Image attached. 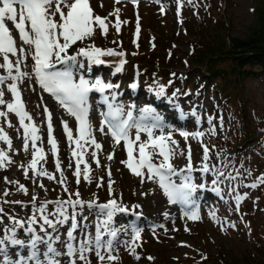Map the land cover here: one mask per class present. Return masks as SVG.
I'll list each match as a JSON object with an SVG mask.
<instances>
[{"label":"rangeland","instance_id":"obj_1","mask_svg":"<svg viewBox=\"0 0 264 264\" xmlns=\"http://www.w3.org/2000/svg\"><path fill=\"white\" fill-rule=\"evenodd\" d=\"M101 4L103 6H101ZM90 6L92 7L94 14L100 15L102 18L107 17L108 21H111V23L108 26V34L106 37L101 35L100 31L97 30L94 38L91 40H85L84 44L94 43L96 47L102 49L111 48L117 53L123 52L125 55L122 59L128 61L129 73L124 74L122 70L119 73L116 72V68L122 67L125 63L121 66L120 61H117V58H114V56H107L112 62H105L102 65H90L87 60L80 57L79 59L83 60L84 67H78L77 69L74 68V77L77 80L81 77L86 79L89 74L88 72H91L94 73L95 76L90 80L86 79L90 82H94L95 79L100 78L106 83L110 82L114 85H118V87L113 88L112 90H107L105 96H109L110 102H112L111 94H117L116 100L113 103L115 105H123L124 115H122L121 118L124 116V119H126V112L129 110L133 111V109H130V106L137 104L139 107L135 105L137 107L135 110L137 111L138 117L136 121H140L141 116L144 115L141 113V109L144 107H150L153 111L145 115L142 122L146 125H152L155 122V118L159 117L161 123L164 124L165 132H172L173 138L178 141L180 148L182 147L181 149L186 151L188 145L191 146V150L193 148L194 151L192 150V158L193 161L195 160L193 162L195 167H199L201 163L200 160L203 151L202 144L207 145L210 148V163H218V160L216 159V154L218 153L226 156L233 154L236 149L233 144H230L231 142L234 143L235 134L239 133L237 129H234V124H236L238 120L243 121L245 119L248 124L251 121V118L249 117L251 110L255 108L260 110L264 109V73L259 78L243 80L242 96L244 97V107L247 111L246 116L241 115L243 109L238 105H236V111H232L230 108L224 106V104L221 107L216 106L218 104L215 105L214 103L218 98L214 95L213 90L208 89L207 91H201L200 95L196 94L201 90L200 84L202 81H198L197 76H200V71L202 72V69L200 67H197V69H191L186 65V61L189 59L191 51L190 45L196 40V36L193 33H191V35L186 33L183 24L187 23V21L192 22L196 20L198 16L208 17L207 13L210 12L215 17L219 16L220 19L224 18L225 21L229 19L230 24H232V28L228 30L229 35L231 34L233 37L246 38V30L250 28V25L254 22V15L251 12L252 7L254 6L253 0H121L120 3H116L115 0H90ZM116 9H119V20L121 21L119 33H117L115 27L112 26L115 24L117 17L110 15ZM137 24H139L138 33ZM13 34H15L14 31ZM113 41H115V43H113ZM84 44H79V46L82 47ZM69 52L71 53L72 50L70 49ZM147 55L155 58H153L154 61L151 62L152 64L149 66L147 65L149 70L146 71V75L138 74V71L136 72L131 69L130 65L133 62L131 59L137 56L138 58L140 57L139 59L142 61H145ZM107 57H102V59L106 61L105 58L107 59ZM118 58L121 57L119 56ZM32 64L33 62L29 57L26 66L21 65V70L25 72L31 71ZM226 65H223V67H228ZM151 67H153V69ZM163 68L170 71L169 78L167 77L164 79L160 74L159 70L162 71ZM99 75H101V77ZM188 78H192V82L194 81L192 85L194 84L196 89V95H193L191 98L187 94H184L183 96L180 95L181 92H183L182 88H185L186 84H188ZM202 80H206V78L203 79L202 77ZM120 81L124 84L126 82V85L121 86ZM23 82L25 81L16 82L21 91V98L26 105H28V101L35 102V106L39 110V113L34 115V117H36L35 126L38 128L37 135L40 136V140L36 142V147L43 149L46 159L41 163L38 162L37 167L39 169L44 168L48 173L56 176L57 180L60 177V174L55 168L56 156H53L52 149H50V144L48 143V132L46 127L47 116L43 111L44 108L47 107L52 116L51 123L54 130L53 135H55L54 137L56 139H54L58 145V154L60 155L58 156V159L61 168L64 169L68 165L73 168L71 174L68 171L66 174V185L69 188V191L75 192L80 188L82 189L80 193L83 200H94L97 203H106L108 200L114 199L113 196L117 197L119 199L118 203H122L128 209V212L121 215L118 213L114 217V222L127 220L130 222L127 224L129 229H132L133 226H140L138 228L142 229L141 238L136 242L139 245V247L136 248V253L141 259L136 260L123 245L120 248H117L119 251L116 249V252L114 253H118L119 255V260L114 262V264H220V262L223 263V256L228 261L235 264H245V259H252V246L248 243L247 233H245L244 230L245 226H247L245 219H248L249 223L255 224L254 228H256L259 233L264 234V184H257V187L254 188L246 187V185L257 183V179L260 177L259 175L257 176L256 174H253L252 170L247 166V159L250 158L249 154L251 153V149L241 148L240 150L242 154L238 155V157L234 156L233 158L237 161H235L236 163H234V161L232 162L235 164L234 167L240 169L242 173L241 178L236 182L237 187L235 192H230L227 182H225L219 185L221 192L218 194L213 190L214 185L212 184V179H214V177L212 174H203L199 172L200 174L198 176H191V182L194 184L203 183L206 187L197 188V191L192 192L189 197L190 203H184V206L179 207H177V205L173 206L172 211L167 214V218L164 217L162 219L159 215L163 211L164 206L162 204V208L159 207L161 213H154L153 208L148 211V207H146V202L149 203V200L151 199L150 189L147 185H149L151 189H154L155 191L157 190L156 193L158 196L160 194L161 199H166L165 195L162 193L163 189L158 185V177L155 179L153 178L149 182L148 179L145 180L147 183L145 186L148 188V198H146L147 201L146 199L143 200L140 197V193L144 190L138 186L141 179L134 175L127 168L126 164L123 163V161L127 160V152L124 142L122 141L118 145L114 144V139L111 133L108 132L110 131V126L102 115V113H106L107 110L109 111L107 104H97L96 100L93 104L88 103V120L91 124L92 136L101 144L102 150H96L94 145H91L90 143L83 144L86 151L84 152L85 156L83 155V164L81 162L80 167L83 173L84 161L89 164L90 170L88 174H90L92 182L85 183L86 181L84 182L82 174L80 177L81 182L78 186L76 183V177L73 174L76 166V158L71 156V152H73V150H79L75 143L71 142L70 144L67 137L63 134V130L59 127V123H68L70 129L75 133L78 129V122L73 117L66 116L62 112L63 110L60 106L57 105L56 101L54 102L51 100L46 96L45 91H41L35 86L33 76L31 80L28 81L29 83ZM139 82L146 84V88H148L147 90L149 92L146 93L140 89L138 86ZM214 82L215 81L212 83ZM133 84L136 85L135 88L131 86ZM158 86H163L165 88V94H169V97L165 100L162 99L161 96L152 93L153 91L155 92L156 87ZM170 87H172V90L169 89ZM150 89H152V92ZM132 90L139 92V95L134 97L135 103H133L134 99L129 95L131 94L133 96L134 93L130 92ZM173 93H175V95H173ZM7 95L4 98L5 101L13 102L12 95ZM32 97H34L35 100H33ZM0 111H4V109L0 108ZM234 113L237 115V120H235L233 116ZM11 117L12 115H8L7 119ZM209 117L212 118L211 125L208 123ZM102 121H105L103 125L104 131L100 132V123ZM98 124L100 126H98ZM250 126L251 125L248 124V127L252 129ZM213 127L215 128V135H212L209 131L210 128ZM135 131V128H133L130 132V137L135 136ZM181 131H189L188 133L190 134L202 132L204 135L199 138L200 142H198L197 139H193L191 135L186 142L184 138L179 135ZM16 132V135L23 134L20 129ZM157 132L156 134L158 135L159 130H157ZM75 137L78 139V132L75 133ZM145 137L147 140V135L141 133L142 141H146ZM16 140L14 147L19 145L16 148H22L21 150H24V139ZM28 142L29 147L27 152L32 153L33 149L31 147L32 144L30 137ZM2 144L4 146L5 142ZM212 145H214V147ZM42 146H44V148ZM89 151L90 153H88ZM93 151L97 152V159L100 162L99 166L96 165L95 160L91 156ZM134 153L137 154L136 152ZM109 155L113 156L111 160L108 159ZM258 158L264 163L263 154L260 153ZM29 159L26 158L24 160L30 164L32 157ZM160 159L159 156L153 157V161L156 160L155 163L157 164H159ZM183 160L185 161L186 159L183 156L178 155L174 158L173 164L183 165ZM94 163L95 165H93ZM241 164H243V168H241ZM245 169L251 171V176L245 174ZM228 170L233 171L234 169L230 167ZM109 171L111 172L110 180L112 182L111 194L109 193V190H107L110 182L108 176ZM101 177L103 178L102 181L100 180ZM44 178L46 182L49 181L53 183V187L55 186L54 191L42 190L41 196L44 200H46L45 198H50L51 200H56L57 198L67 199L68 194L63 191V187L57 183L56 180H47L46 177ZM98 181L100 182V186H98ZM82 182L85 184L83 185ZM180 182L178 183L179 186L182 184V182ZM23 184L24 183L22 182L20 185ZM14 188L17 190L19 185L17 187H9L10 190H13ZM203 193H206V195ZM237 196L243 197L238 203L236 200ZM74 198L75 197H73V199ZM141 203L144 204L142 205ZM137 205L139 207H137ZM52 208H54V206ZM49 210L52 209L49 207ZM96 211L97 210L95 209H87V207L83 210L82 215H88L87 217L89 221H87V224L90 226L95 225L96 217L94 220L90 218L89 214L93 212L94 215H96ZM193 211L198 212L199 219L188 218ZM213 213L215 218H213ZM163 214L166 213L164 212ZM152 216L153 218L155 216V218L159 220L152 219ZM148 218L153 220L152 223L154 224L153 228H155V232L143 226ZM78 219H82V217H78ZM159 225H163V227H159ZM66 226L67 224L63 226L58 225L57 231L53 233V235L57 234L59 236V239L54 240L52 245L56 246V248L59 249V252L62 250V255L60 259H58L60 264H68L69 260V257L66 255V247L69 241L68 239L65 241L64 236H66L67 232L70 230V225L67 230L65 229ZM165 229L168 230L166 231ZM37 231L39 232L38 228ZM48 231L52 233V229H49ZM80 233L81 231L75 232L76 235H79ZM131 234H128V237H124V239L131 240ZM109 238L110 237L107 239ZM83 240V236L79 238L81 243ZM63 245L64 249H61ZM122 247L125 249H121ZM132 256L134 257L133 259L131 258ZM147 257H152L153 259L148 260ZM90 259L92 264H98L96 256H94L93 259ZM77 264L80 263L77 262Z\"/></svg>","mask_w":264,"mask_h":264},{"label":"snow or ice","instance_id":"obj_2","mask_svg":"<svg viewBox=\"0 0 264 264\" xmlns=\"http://www.w3.org/2000/svg\"><path fill=\"white\" fill-rule=\"evenodd\" d=\"M115 2L120 3L121 0H115ZM101 6L103 5L101 4ZM110 15L117 17L115 24L112 26L119 33L121 27L119 9H116ZM110 23L111 21H108L107 17L102 18L100 15L94 14L90 6V0H0V57H2L0 69H4L7 72V76H0V85H4L7 81H12V83L7 84V91L13 97V102L5 101V92L0 90V106L6 108V111H0V117H4L7 120L8 114L14 113L19 118V125L24 133L23 147L25 151L28 150V140L29 137L31 138L34 151L31 153L32 159L28 167L31 169L33 176L56 180L63 187V191L68 194L67 199L42 200L39 205L36 203L39 197L33 195L30 202L33 211L26 219L5 213L4 209L0 207V224H4L5 216H7L9 221L8 224L4 225L3 229H0V258H2L0 264H30V262H33V264H45L39 259L37 254L38 245L40 244H44L47 247V252L45 253L46 264H60L58 260L48 258V254L53 256L60 255L52 246L53 241L59 239V236L53 235V233L57 231L58 225L63 226L69 222H71L70 230L67 232L69 240L75 239L73 233L78 228L85 234V239L78 248L71 243L67 244L66 255L69 257L68 264H77L78 261L82 262V264H92L88 256L92 251L95 252L98 264H114V262L119 260V255L118 253L114 254L116 250L113 247V241L118 238L120 231H127L123 228L112 227L114 217L118 213L124 214L128 212V209L122 203H118L117 199H110L106 203H97L94 200H83L78 190L75 192L69 191L66 185L67 178L64 176L57 156L58 145L53 138L52 116L47 107L43 111L47 116L48 143L51 145L53 156H57L55 168L60 177L57 180L56 176L48 173L43 168L37 170L38 161H43L46 157L43 149L36 147V142L40 140V136L37 135L38 128L34 123H25L26 120L31 122L33 118L25 110L21 91L16 83L31 79L33 73L40 88L55 97L78 122V139H75V141L72 129L69 128L67 123L63 124V130L68 141L70 144L74 141L77 149H79V151L73 150L72 152V156L76 158L73 174L76 177L77 185L81 182L80 177L82 174L84 181L92 182V178L88 174L90 169L87 162H84L83 173L80 167L86 151L83 144L90 143L94 145L96 150L102 148L101 144L92 136L91 124L88 120V97L89 93L95 90L101 93L102 103L107 104L109 108V111L102 113V115L110 126L111 135L115 142L117 144L121 141L124 142L127 160L123 161V163L134 175L144 177L146 170L148 179L158 177L161 187L165 189L170 200L175 202L179 198L181 202L186 204L190 203L189 197L192 192L205 186L203 183L194 184L191 182V173L194 170L203 174L211 173L214 177L212 179L213 190L218 194L221 192L219 185L225 182H227L230 192H235L236 190V182L241 178L242 173L240 169H236L231 163V158L218 153L216 154L218 163H210V148L202 144L201 163L199 168H196L193 164L191 146L188 145L186 151L181 149L178 141L173 138L172 132H165L159 117L155 118V122L152 125H146L142 122L145 115L153 111L150 107L141 109V113L144 115L141 116L140 121L134 119L132 110L126 113V119H120L124 115L123 105H114L110 102L109 96L103 95L105 91L112 90L118 85L110 82L106 83L100 78L90 82L82 77L78 80L74 77L73 69L84 67L83 60H80V57L87 60L90 65H102L105 63L102 57L118 55L122 58L125 55L123 52L117 53L111 48L102 49L96 47L94 43L84 44L85 40L94 38L97 30L106 37ZM13 31L18 32L20 44L14 39ZM138 32L139 24H137ZM79 44H84V46L81 47ZM70 49L72 50L71 53L69 52ZM10 56H15L17 59L13 61ZM29 57L33 62L32 69L28 72L22 71L21 65L24 64L26 66ZM124 63L125 61L121 59L120 65L122 66ZM58 65L62 67L58 68ZM121 70L122 67L116 68L117 73ZM131 86L133 88L136 87L135 84ZM155 92L157 96H162L165 93V88L158 86ZM116 95V93L111 94V101L114 102L116 100ZM134 108L135 105L130 106V109ZM105 121L101 122L99 129L101 132L104 131L103 125ZM208 123L209 125L212 124L211 117H209ZM8 126H12L10 122ZM133 128L136 130L135 136L130 137V130ZM157 130H159L158 135L156 134ZM209 131L212 135H215L214 127L210 128ZM141 133L147 135L146 141L141 140ZM179 135L186 142L190 135L193 139H197L200 142L199 138L204 133L196 132L190 134L186 131H181ZM0 140H3L8 145L9 150H11L12 142L3 128H0ZM134 152L137 153L135 156ZM177 155L183 156L187 161L185 167L179 169V171L173 164V160ZM91 156L99 166L100 162L97 159V152L93 151ZM154 156L161 158L159 164L153 161ZM112 158V155L108 156L109 160ZM5 160H8L7 152L0 151V167H3ZM230 167L234 170L229 171ZM241 168H243V164H241ZM244 172L251 176L250 170L245 169ZM24 174L26 178H29L27 170H25ZM179 174H184V183L177 187L170 182V178ZM108 176L110 180V171ZM100 180L102 181L103 178L101 177ZM10 183L18 182L11 181ZM33 183L47 191L45 186L37 180H34ZM257 184H264V176H260L257 179V183L246 185V187L254 188L257 187ZM98 186H100L99 181ZM19 188L27 194L25 186L19 185ZM108 190L111 193V180L108 184ZM4 195L7 196L9 193L5 192ZM241 199L243 197L237 196V203ZM3 203L22 204L21 201H3ZM49 205H53L54 210H49ZM85 207L90 210H97L94 238L87 233L88 217L82 215ZM137 207L139 206L137 205ZM78 217H82V219H78ZM165 217L167 218V214H165ZM188 218L199 219L198 212L193 211ZM213 218H215L214 213ZM159 227H163V225H159ZM18 229H23L28 234L26 239L19 238ZM49 229H52V233L48 231ZM153 232H155V228H153ZM40 233H43V235ZM131 233V240H125L123 244L136 260H140L141 257L136 253V248L139 247L136 242L141 238L142 229L133 226ZM105 235L110 238L104 240ZM9 245L19 249L27 248L29 254L24 256L17 253L18 258L13 261L9 258V252L7 251ZM147 259L152 260L153 258L147 257Z\"/></svg>","mask_w":264,"mask_h":264},{"label":"trees","instance_id":"obj_3","mask_svg":"<svg viewBox=\"0 0 264 264\" xmlns=\"http://www.w3.org/2000/svg\"><path fill=\"white\" fill-rule=\"evenodd\" d=\"M253 2L251 12L254 15V22L246 30V38L229 35L228 30L232 28L229 19L225 21L224 18L215 17L210 12L207 13L208 17L198 16L196 20L183 24L186 33L189 35L193 33L196 36V40L190 45L187 67L202 69L201 78L200 76L197 78L202 81V86L206 90L214 91V95L218 98L215 105L218 104L217 106L221 107L224 104L232 111H236V105H238L243 109L241 112L243 116H246L247 112L242 96L243 80L259 78L264 73V0H253ZM115 57L119 56L115 55ZM137 58L136 56L131 59L133 66L146 72L155 57L147 55L145 61L139 59L140 57ZM159 72L164 79L170 74V71L164 68ZM202 77L206 80H202ZM213 81L215 82L212 83ZM192 83L194 81L192 82L190 78L185 87L190 93L195 92ZM233 116L237 120L235 113ZM249 117L251 121L248 124L252 129L248 127L246 119L238 120L234 124V129H237L239 133L235 134L234 143L231 142L230 145L233 144L236 151L232 156L227 157L231 158V163L233 161L236 163L237 161L233 158L242 154L241 148L251 149L247 166L253 174L259 173L264 176V163L258 158L260 153L264 156V109L251 110ZM245 220L247 226L244 230L247 233L248 243L252 246V259H245L244 262L245 264H264V234L254 228L255 224L249 223L248 219ZM222 261L223 263L220 262V264H235L224 256Z\"/></svg>","mask_w":264,"mask_h":264},{"label":"bare ground","instance_id":"obj_4","mask_svg":"<svg viewBox=\"0 0 264 264\" xmlns=\"http://www.w3.org/2000/svg\"><path fill=\"white\" fill-rule=\"evenodd\" d=\"M155 2V1H154ZM153 3V2H152ZM155 5V4H154ZM10 27H11V25H10ZM15 32V31H14ZM13 37H14V39H16L17 40V43L18 44H20L21 42L19 41V39H18V32H15V34H13ZM10 59L11 60H13V61H15L16 59H17V57H15V56H10ZM0 61H2V57H0ZM22 65H24V64H22ZM58 68H60V67H62V66H60V65H58L57 66ZM77 69V68H76ZM103 73H105V72H103ZM107 75V74H106ZM0 76H7V72L4 70V69H0ZM31 79H27V80H24L25 82H23V83H27L28 81H30ZM93 81V80H92ZM9 83H12V81H7L4 85H0V90H3L4 92H5V96H4V98L6 97V95L7 94H9V95H11V93H9L8 91H7V84H9ZM29 83V82H28ZM18 84V83H17ZM19 86H21V85H19ZM23 86V85H22ZM29 86V85H28ZM25 88V87H24ZM20 89V88H19ZM22 89V88H21ZM106 92V91H105ZM27 94V93H26ZM29 94V93H28ZM24 95V94H23ZM33 95V94H32ZM92 95H93V93L92 92H90L89 93V97H88V103H92L91 102V99H93L92 98ZM8 96V95H7ZM27 97V96H26ZM157 98V97H156ZM10 99H11V97H10ZM32 99L33 100H35L34 99V97H32ZM131 99V98H130ZM31 100V99H30ZM8 101H9V99H8ZM12 101V100H11ZM22 101H23V99H22ZM23 103H24V101H23ZM28 103V105H26L25 103H24V106H25V110L32 116V118H33V120L31 121V122H29V121H25V123H34L35 124V122H36V120H35V118L36 117H34V115L36 114V113H39V110L36 108V106H35V102H32V101H28L27 102ZM123 103V102H122ZM129 104V103H128ZM143 104V103H142ZM152 105H153V103H152ZM43 106V105H42ZM126 106V105H125ZM49 107H51V106H49ZM48 107V108H49ZM100 107V106H99ZM137 107H139L138 105H137ZM136 107V108H137ZM0 108L1 109H4V111H6V108L4 107V106H0ZM96 108V107H95ZM101 108V107H100ZM126 108V107H125ZM163 108V107H162ZM53 112V111H52ZM98 113V112H97ZM127 113V112H126ZM177 113V112H176ZM42 114V113H41ZM93 114H94V112H93ZM8 115H12V117L11 118H9V119H7V120H5V118L4 117H0V128H3V130L5 131V133L8 135V137H9V139L11 140V142H12V147H11V150H9V147H8V145L5 143L4 144V146H3V144L2 143H4V141L3 140H0V151H4V152H7V155H8V160H5L4 162H3V167H0V207H2L3 209H4V211H5V213H8V214H11V215H14V216H18L19 218H21V219H26L29 215H31L32 214V205H31V201H32V196L33 195H36V196H38L39 197V200L36 202L37 203V205H39V202L40 201H42V200H44V198H42V190L43 189H41V188H39V187H37L36 186V184H34L33 183V181L34 180H37L39 183H42L44 186H45V189H47V191H54V187H53V183H51V182H46V180H45V178L44 177H35V176H33L32 174V171H31V169L28 167L29 166V163H27V162H25V160L24 159H29L30 157H32V155H31V153H29V152H27V151H24V150H21L20 148H16V147H18V146H16V147H14V145L16 144V139H24V133H23V129L20 127V125H19V118L14 114V113H10V114H8ZM43 115V114H42ZM89 115H90V113H89ZM97 115V114H96ZM136 117H137V112H136ZM180 117V116H179ZM62 118V117H61ZM138 118V117H137ZM169 118V117H168ZM97 119V118H96ZM151 119V118H150ZM188 119V118H187ZM44 120V119H43ZM193 120V119H192ZM38 121V120H37ZM9 122L11 123V127H9L8 125H9ZM70 122V121H69ZM40 123V122H39ZM54 123H56V122H54ZM93 123V122H92ZM99 123V122H98ZM72 124V123H71ZM78 124V123H77ZM101 124V123H100ZM42 125V124H41ZM44 125V124H43ZM67 125H68V123H67ZM95 125H96V123H95ZM148 125V124H147ZM164 125V124H163ZM167 125V124H166ZM46 126V125H45ZM54 126H55V124H54ZM68 126H70V125H68ZM97 126V125H96ZM98 126H100L99 124H98ZM107 126H108V124H107ZM41 127V126H40ZM47 127V126H46ZM59 127L63 130V123H59ZM77 127V126H76ZM169 127H171V126H169ZM168 127V128H169ZM174 127V126H173ZM189 127V126H188ZM20 129L21 130V132L23 133V134H21V135H16L15 133H17L16 131L18 130V129ZM56 128V127H55ZM70 128V127H69ZM75 128V127H74ZM183 128V127H182ZM44 130V129H43ZM133 129H131L130 130V132L132 131ZM190 130V129H189ZM56 131H57V129H56ZM73 131V130H72ZM20 132V131H19ZM61 132V131H60ZM99 132V131H98ZM101 132V131H100ZM189 132V131H188ZM75 133H77V132H75ZM75 133L73 132V137H74V141H75V139H77V137H75ZM158 133V132H157ZM178 133V132H177ZM63 134L66 136V134L64 133V130H63ZM99 134V133H98ZM63 135V136H64ZM93 135V134H92ZM100 135V134H99ZM44 136H45V134H44ZM55 135H53V138H55L54 137ZM95 136V135H94ZM42 137V136H41ZM46 137V136H45ZM61 137V136H60ZM67 137V136H66ZM142 137H143V135H142ZM59 138V137H58ZM97 138V137H96ZM56 139V138H55ZM145 140H146V137H145ZM72 142V143H75V142ZM19 142V141H18ZM24 142V141H23ZM44 142H45V140H44ZM64 142V141H63ZM29 143V142H28ZM47 143V142H46ZM83 143V142H82ZM38 144V143H37ZM42 144V143H41ZM45 144V143H44ZM43 144V145H44ZM60 144V143H59ZM67 144V143H66ZM68 144H69V142H68ZM89 144V143H88ZM22 145V144H21ZM49 145V144H48ZM47 145V146H48ZM62 145V144H61ZM60 145V146H61ZM65 145V144H64ZM76 145V144H75ZM107 145H108V143H107ZM45 146V145H44ZM44 146H42L43 148H44ZM68 146V145H67ZM67 146H65V147H67ZM32 147V146H31ZM39 148V147H38ZM182 148V147H181ZM33 149V148H32ZM50 149H51V145H50ZM68 150H69V148H68ZM79 150V149H78ZM102 150V148L99 150V151H101ZM192 150H193V148H192ZM33 151H34V149H33ZM64 151V150H63ZM194 151V150H193ZM58 152H59V150H58ZM58 152H57V156H60L59 154H58ZM69 152V151H68ZM67 152V154L69 155V153ZM72 153V152H71ZM88 153H90V151L88 152ZM100 154V153H99ZM51 155V154H50ZM50 155H49V157H50ZM90 155V154H89ZM134 155H136L135 153H134ZM57 156H56V158L55 159H57ZM72 156V155H71ZM85 156V155H84ZM98 156V155H97ZM101 156V155H100ZM178 156V155H177ZM65 157V156H64ZM105 157V156H104ZM158 159V158H157ZM182 159V158H181ZM9 160L11 161L10 163H9ZM30 160V159H29ZM86 160V159H85ZM105 160V159H104ZM76 161V160H75ZM156 160H154V162H155ZM160 161V160H159ZM195 161V160H194ZM193 161V162H194ZM201 161V160H200ZM39 163H41L42 161H38ZM85 162V161H84ZM186 160L184 161L183 160V165H175L174 164V166L176 167V169H177V171H179V169H181V168H184L185 167V165H186ZM75 163V162H74ZM73 163V164H74ZM89 163V162H88ZM65 164V163H64ZM72 164V165H73ZM82 164H83V162H82ZM89 165V164H88ZM91 165V164H90ZM93 165H95V163L93 164ZM93 165H91V166H93ZM97 165V164H96ZM37 166H38V164H37ZM195 166V165H194ZM26 169L27 171H28V177L29 178H26L25 177V170L24 169ZM95 168V167H94ZM196 168H199V167H196ZM44 169V168H43ZM46 169V168H45ZM62 170H63V172H64V176L66 177V174H67V171L71 174V172H73V168L71 167V166H66L64 169L63 168H61ZM37 170H40L38 167H37ZM130 172V171H129ZM30 173H31V175H30ZM68 173V174H69ZM200 173H199V171H193L192 173H191V176H198ZM30 175V176H29ZM90 175V174H89ZM93 175V174H92ZM115 175V174H114ZM58 176V175H57ZM82 176V175H81ZM107 176V175H106ZM69 178V177H68ZM141 180H140V182L138 183V186H140V188L141 189H143L144 191H142L141 193H140V197L143 199V200H145L146 198H148V196H147V190H148V188L150 189L149 191H150V196H151V199L149 200V203H147L146 202V207H148V211H150V209L151 208H153V212L154 213H161L160 211H161V209L159 208V207H161V204L164 206L163 207V211H162V213L161 214H159L160 215V217L163 219L164 217H165V214H163L164 212L166 213V214H169L171 211H172V207L174 206V205H172L171 203H168V199H165V200H163V199H161L160 198V194H159V196L157 195V193H156V191L154 190V189H151V187L149 186V185H147V187L145 186L147 183L145 182V180H147L148 178H147V173L145 172V176L144 177H139ZM156 177H154V179H155ZM47 179V178H46ZM48 180V179H47ZM84 180V179H83ZM152 179H148V182L149 181H151ZM180 180H181V182L182 183H184V174H179V175H174L173 176V179H171V181L173 182V183H175L176 185H177V187H179L178 186V183L180 182ZM11 181H17L18 183H10ZM95 181V180H94ZM24 183L23 184V186H25V188L27 189V194H25L23 191H21L20 190V188H18L17 190L14 188L13 190H10L9 189V187L10 186H15V187H17L18 185H20L21 183ZM85 182V181H84ZM180 182V183H181ZM67 183V182H66ZM85 183H88V182H85ZM84 183V184H85ZM82 184H83V182H82ZM83 184V185H84ZM95 184V183H94ZM104 184H105V182H104ZM72 185V184H71ZM74 185H75V183H74ZM88 185V184H87ZM79 186V185H78ZM77 186V187H78ZM89 187H91V186H89ZM107 187V186H106ZM119 187V186H118ZM206 187V186H205ZM57 188V187H56ZM73 188V187H72ZM85 188V187H84ZM115 188V187H114ZM36 189V190H35ZM77 189V188H76ZM74 190V189H73ZM108 190V189H107ZM78 191L80 192V191H82V189H80V188H78ZM5 192H8L9 193V195H7V196H5L4 195V193ZM114 192V191H113ZM145 192V193H144ZM83 193V192H82ZM110 193V192H109ZM47 194V193H46ZM111 194V193H110ZM114 194V193H113ZM204 194V193H203ZM115 195V194H114ZM166 195H168V194H166ZM46 196V195H45ZM111 196V195H110ZM50 197V196H49ZM108 197V196H107ZM198 197V196H197ZM213 197V196H212ZM113 198L114 199H117V201L119 202V199L117 198V197H115V196H113ZM46 200H51L50 198L49 199H47V198H45ZM75 199V198H74ZM121 199V198H120ZM212 199V198H211ZM209 200V199H208ZM3 201H21L22 202V204H15V203H3ZM146 201H147V199H146ZM199 203V202H198ZM142 204V203H141ZM144 204V203H143ZM142 204V205H143ZM203 204V203H202ZM23 205V206H22ZM204 205V204H203ZM49 207H50V209H54V208H52L53 207V205H49ZM144 208V207H143ZM162 208V207H161ZM184 208V207H183ZM88 209V208H87ZM141 210V209H140ZM147 213V212H146ZM145 213V214H146ZM174 213V212H173ZM136 214V213H135ZM121 215V214H120ZM137 215V214H136ZM150 215V214H149ZM158 215V216H159ZM88 216V215H87ZM89 216H90V218H92V219H94L95 217H96V215H94V213L93 212H91L90 214H89ZM175 216V215H174ZM148 217V216H147ZM169 218V217H168ZM152 219H156L155 218V216H154V218H153V216H152ZM174 219V218H173ZM95 220V219H94ZM156 220H159V219H156ZM161 220V219H160ZM180 220V219H179ZM89 221V220H88ZM96 221V220H95ZM117 221V220H116ZM139 221V220H138ZM152 221L153 220H150L149 218L148 219H146V222L143 224V226L145 227V228H148V229H150L151 231L153 230V223H152ZM184 221V220H183ZM168 222H171V221H168ZM9 223V221H8V219H7V216H5L4 217V224H0V229H3V227H4V225H6V224H8ZM130 222H128L127 220H125V221H118V222H114L113 221V225H112V227H114V228H123V229H126L127 231L125 232V231H120V233L118 234V238L115 240V241H113V247H114V249L116 250L117 248H120L121 246H123L124 244H123V242L125 241V240H127V239H124V237H128V234H131V229H129L128 227H127V224H129ZM157 223V222H156ZM183 223V222H182ZM91 224H92V222H91ZM159 224V223H158ZM161 224V223H160ZM69 225H70V222H69ZM68 224H67V226L65 227V229L67 230V228H68V226H69ZM132 226V225H131ZM164 226H165V224H164ZM138 227H140V226H138ZM150 227V228H149ZM166 228V227H165ZM168 228V227H167ZM163 229V228H162ZM149 230V231H150ZM158 230V229H157ZM168 230V229H167ZM77 231L78 232H80V229L78 228L77 229ZM144 231V230H143ZM163 232V231H162ZM87 233L91 236V237H93V236H95V225L93 226H90L89 224H88V228H87ZM151 233V232H150ZM159 233V232H158ZM18 235H19V238H21V239H26V237H27V233H25L24 231H23V229H18ZM41 235H43V233H41ZM55 235H57V234H55ZM73 235H74V237H75V239L73 240V242H74V247H79L80 246V244H81V242L79 241V238H81L82 236H83V238L85 239V234L83 233V232H81L79 235H76L75 233H73ZM131 236V235H130ZM129 236V237H130ZM156 236V235H155ZM107 238H108V236L107 235H105L104 236V240H107ZM64 239H65V241H66V239H69L68 238V236L66 235V236H64ZM64 244V243H63ZM185 244V243H184ZM53 246V245H52ZM64 247V245L62 246V248L61 249H64L63 248ZM173 247V246H172ZM53 248H55L56 249V251L58 252V253H60V255H58V256H53L52 254H48V258H53V259H56V260H58V259H60V257H61V255H62V253H61V251L59 252V249L58 248H56V246H53ZM126 248V247H125ZM124 248V249H125ZM121 249H123V247L121 248ZM123 249V250H124ZM118 250V249H117ZM7 251L9 252V258L11 259V260H13V261H15L18 257H17V253H19L20 255H24V256H27L28 254H29V250L27 249V248H24V249H19V248H17V247H14V246H11V245H9L8 246V248H7ZM119 251V250H118ZM128 251V250H127ZM161 251V250H160ZM47 252V247H46V245H44V244H40V245H38V256H39V259L42 261V262H45V264H46V257H45V253ZM170 252V251H169ZM185 254V253H184ZM88 256H89V259L90 258H94V256H95V252L94 251H92V252H90L89 254H88ZM122 257H124V256H122ZM172 257V256H171ZM182 257V256H181ZM132 259L134 258L133 256L131 257ZM176 258V257H175ZM62 259V258H61ZM122 259V258H121ZM0 260H2V258H0ZM91 260V259H90ZM162 260V259H161ZM62 261V260H61ZM173 261H175V260H173ZM178 261V260H177ZM125 262V261H124ZM135 262V261H134ZM140 262V261H139ZM78 263H82V262H80V261H78ZM132 263V262H131ZM30 264H33V262H30ZM145 264V263H144Z\"/></svg>","mask_w":264,"mask_h":264}]
</instances>
